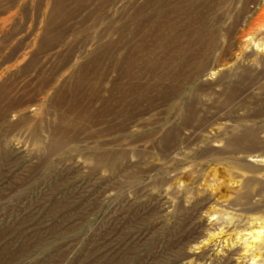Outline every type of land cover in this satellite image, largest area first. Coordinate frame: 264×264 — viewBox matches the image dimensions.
<instances>
[{
  "label": "rangeland",
  "instance_id": "obj_1",
  "mask_svg": "<svg viewBox=\"0 0 264 264\" xmlns=\"http://www.w3.org/2000/svg\"><path fill=\"white\" fill-rule=\"evenodd\" d=\"M262 44L264 0H0V264H260Z\"/></svg>",
  "mask_w": 264,
  "mask_h": 264
},
{
  "label": "bare ground",
  "instance_id": "obj_2",
  "mask_svg": "<svg viewBox=\"0 0 264 264\" xmlns=\"http://www.w3.org/2000/svg\"><path fill=\"white\" fill-rule=\"evenodd\" d=\"M258 44H260V42L258 43ZM262 45H264V44H262ZM262 45H259V47L260 46H262ZM256 46H257V44H256ZM262 49V48H261ZM264 232V231H263ZM262 230H257L255 233L253 232V233H251L252 234V237L254 238V240L253 241H257V240H262L264 237H263V235H262ZM262 242V241H261ZM257 243V242H256ZM251 246H253V245H251ZM257 246V245H256ZM255 247V246H254ZM247 248H249V245H247ZM246 248V249H247ZM256 248H258L259 250H263L264 249V240H263V243L261 244V245H258ZM261 253V252H260ZM263 253H264V251H263ZM231 254V253H230ZM234 254V253H233ZM260 255H262V254H260ZM232 256V255H231ZM230 256V257H231ZM252 259H254V258H252ZM259 262V261H258ZM257 262V263H258ZM259 264V263H258ZM260 264H264V254L262 255V259H261V263Z\"/></svg>",
  "mask_w": 264,
  "mask_h": 264
}]
</instances>
